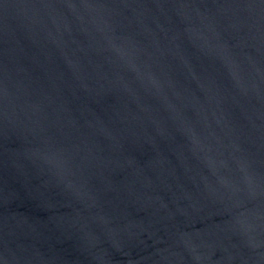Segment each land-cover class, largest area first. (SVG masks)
Instances as JSON below:
<instances>
[{
	"label": "water",
	"instance_id": "95a60500",
	"mask_svg": "<svg viewBox=\"0 0 264 264\" xmlns=\"http://www.w3.org/2000/svg\"><path fill=\"white\" fill-rule=\"evenodd\" d=\"M0 264H264V0H0Z\"/></svg>",
	"mask_w": 264,
	"mask_h": 264
}]
</instances>
